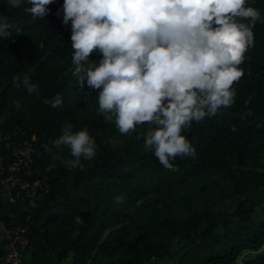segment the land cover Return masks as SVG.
I'll return each instance as SVG.
<instances>
[{
  "label": "trees",
  "instance_id": "trees-1",
  "mask_svg": "<svg viewBox=\"0 0 264 264\" xmlns=\"http://www.w3.org/2000/svg\"><path fill=\"white\" fill-rule=\"evenodd\" d=\"M63 3L54 0L44 18L33 20L26 3L12 8L0 0V15L21 29L0 39V156L6 165L13 159V145L3 139L8 133L17 132L18 143L33 141L36 177L49 187L29 207L11 199L0 175V216L30 229L23 263L264 264V22L256 23L255 46L239 66L244 76L233 85L235 104L182 131L196 156L177 158V170L170 171L136 138L148 124L122 136L115 118L96 115L98 92L72 75L71 22L62 23ZM246 6L259 9L264 21V0H246ZM101 58L90 56L96 63ZM17 76H28L40 96L15 87ZM57 94L60 106L43 103ZM249 109L252 115L242 120ZM68 122L74 131L87 128L97 145L95 159L81 158L76 168L64 163L71 159L68 148L44 147ZM5 254L0 231V264Z\"/></svg>",
  "mask_w": 264,
  "mask_h": 264
},
{
  "label": "clouds",
  "instance_id": "clouds-1",
  "mask_svg": "<svg viewBox=\"0 0 264 264\" xmlns=\"http://www.w3.org/2000/svg\"><path fill=\"white\" fill-rule=\"evenodd\" d=\"M53 2L7 0L12 8L29 5L24 12L33 20L44 18ZM62 10V23L71 22L72 75L81 86L86 83L98 92L96 115L105 121L115 118L122 136L148 124L136 138L170 171L177 170V158L196 156L182 131L235 104L233 85L244 76L239 66L255 46L256 23L264 22L261 11L246 6V0H64ZM13 29L21 31L0 15V39L12 37ZM93 52L102 57L98 63L90 60ZM13 84L40 96L39 86L28 76L14 77ZM62 102L59 94L43 101L52 107ZM13 103L20 107L18 101ZM249 115L250 109L241 119ZM230 131L236 132V125ZM44 147L49 152L68 148L71 159L64 163L69 168L97 154L88 129L74 131L70 122L62 125L51 147ZM74 222L79 224L81 218L74 217Z\"/></svg>",
  "mask_w": 264,
  "mask_h": 264
},
{
  "label": "built area",
  "instance_id": "built-area-1",
  "mask_svg": "<svg viewBox=\"0 0 264 264\" xmlns=\"http://www.w3.org/2000/svg\"><path fill=\"white\" fill-rule=\"evenodd\" d=\"M24 134V132H23ZM18 133L3 136L7 146L13 145L12 161L6 165V158L0 156L2 183L10 190L12 200L23 199L28 206L36 203L39 197L49 191L48 185L36 177L34 167L36 146L28 139L16 142ZM0 231L6 242V264H24V255L30 243V229L25 225H8L0 216ZM155 259V257H153Z\"/></svg>",
  "mask_w": 264,
  "mask_h": 264
},
{
  "label": "rangeland",
  "instance_id": "rangeland-1",
  "mask_svg": "<svg viewBox=\"0 0 264 264\" xmlns=\"http://www.w3.org/2000/svg\"><path fill=\"white\" fill-rule=\"evenodd\" d=\"M261 252H264V247L262 248ZM251 254H255V253H251ZM157 264H162V262H158Z\"/></svg>",
  "mask_w": 264,
  "mask_h": 264
}]
</instances>
